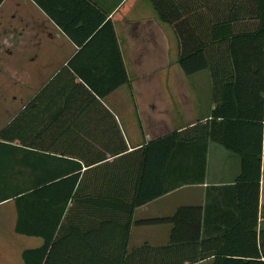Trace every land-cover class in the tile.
Returning <instances> with one entry per match:
<instances>
[{"label":"crops","instance_id":"crops-1","mask_svg":"<svg viewBox=\"0 0 264 264\" xmlns=\"http://www.w3.org/2000/svg\"><path fill=\"white\" fill-rule=\"evenodd\" d=\"M91 1L112 23L128 82L102 97L83 83L72 89L68 104L63 103L68 90L59 104L35 103L29 143H0V187L33 190L65 180L64 195L55 201L64 206L59 224L40 215L32 222L43 235L61 227L59 237L70 251L99 254L103 259L96 264H116L115 254L122 251L128 254L124 264H264V74L259 73L264 47L258 36L263 0L177 1L178 11L192 10L195 16L184 43L207 46L205 58L193 61L198 71L190 75L178 64L180 35L159 20L149 0ZM11 12L16 14L9 17ZM2 28L0 70L20 69L25 79L18 80L22 94L18 90L11 106L0 109V131L78 52L31 0H3ZM110 46L98 38L75 63L101 91L119 78ZM259 95L257 182L254 158L244 174L239 147L255 155ZM216 108L228 116L214 117ZM222 124L231 128L232 145L222 141ZM173 133L180 139L164 166L165 193L133 210L125 246L122 227L136 185L137 150ZM74 174L79 178L73 187ZM6 205L12 216L0 215V264H24L22 253L40 248L44 239L16 233L15 203H0ZM143 247L166 252L134 255Z\"/></svg>","mask_w":264,"mask_h":264},{"label":"trees","instance_id":"trees-1","mask_svg":"<svg viewBox=\"0 0 264 264\" xmlns=\"http://www.w3.org/2000/svg\"><path fill=\"white\" fill-rule=\"evenodd\" d=\"M3 0H0V4ZM47 17L48 19L78 48L76 55L68 62V67L62 68L56 76L33 98L25 109L19 113L14 119L6 125L0 131V143L1 142H15L23 146L28 144L26 140V134L31 133L33 128L30 126L33 123V114L37 105V102L47 101L48 103L59 104L58 97L64 96L66 90L69 91L65 100L66 104L71 99L72 92L77 88H82L83 83L89 87V89L100 97L107 95L120 85L128 82L123 62L120 58L118 45L116 42L114 30L111 21L108 19L106 13H104L97 5L91 0H31ZM155 8L157 16L160 21L168 23L174 27V30L180 35L179 41V58L178 64L182 71L186 75H190L195 71H198V66H193V61L200 57L205 58V44L188 45L184 43L186 36L191 35V28L187 27L191 25L192 20L195 18L192 10L178 11V0H149ZM264 2V0H263ZM259 29L258 36L263 37L264 47V10L262 15L258 14ZM182 37V38H181ZM98 38H105L111 44L112 54H114L115 64L118 62L119 69L118 81H115L112 85L106 88L105 91H101L99 87L93 84L84 72H79L75 63L79 61L81 53L88 46H91ZM231 55L232 47H230ZM264 53V52H263ZM111 60V59H110ZM260 74H264V68ZM80 79L76 83V79ZM70 88V90H69ZM263 84H261V90ZM73 89V91H72ZM63 93V94H62ZM259 97V114L258 117H253L257 122V148L255 155L249 154L247 146H240L239 151L243 155V172L245 174V168L247 167L251 158H254L257 169V182L260 174V158H261V134H262V97ZM63 108V105H61ZM227 111V110H226ZM212 114L214 117L219 115L226 117L224 108L215 109ZM215 122L212 123L210 133L213 135V128ZM204 129L207 132V126L198 125V127ZM224 131L223 142L226 145H232L229 143V134L231 128L229 125L222 124ZM52 130L54 126H51ZM25 135V136H24ZM213 137V136H212ZM180 138L178 133H173L163 138L156 139L149 142L139 150H137V167L135 170L136 185L133 190V197L127 210V220L122 227L124 231V245L126 246L127 234L131 223V216L133 210L146 204L158 197H161L165 190L161 185L162 174L164 173V166L167 158L174 149L177 141ZM31 145L32 142L30 143ZM29 144V145H30ZM79 178V174H74L69 180L73 182V187ZM65 180H59L55 183H47V186L37 189H15V188H1L0 187V203L12 199L15 203L17 212V222L15 231L18 234L27 236H42L44 244L37 249L26 250L22 253L21 257L24 264H96L102 261L103 258L99 254L95 253H80L72 252L71 247L65 245V239L59 237V231L61 229L57 226L50 227V234L43 235L39 228H35L34 222H32L33 215H40L41 220H46L49 216L56 218V224L58 225L63 214L64 206H56L55 201L63 197V190H60V185ZM59 188V189H58ZM54 190H57L55 192ZM58 191H62L60 194ZM71 192H66L68 198ZM44 223V222H43ZM45 228L49 227V222L44 223ZM60 226V225H59ZM57 231V232H56ZM61 232V231H60ZM56 233V235L54 234ZM193 242L181 244L192 245ZM172 248V246L168 247ZM150 251L153 254H159L164 256V249H154L149 247H143L135 250V254L139 257V254L147 256L145 251ZM162 254V255H161ZM126 251H122L120 254H115L114 261L116 264H124L125 259L128 257ZM133 255H129L131 257ZM196 261V260H193ZM182 264V263H179Z\"/></svg>","mask_w":264,"mask_h":264},{"label":"rangeland","instance_id":"rangeland-1","mask_svg":"<svg viewBox=\"0 0 264 264\" xmlns=\"http://www.w3.org/2000/svg\"><path fill=\"white\" fill-rule=\"evenodd\" d=\"M15 14H16V12H11L9 17H11V15H15ZM2 32H3V28L0 29V37L2 35ZM2 50H3V46L0 45V56L2 55L1 54ZM18 61L21 63L20 60H18ZM28 64L30 65L29 62L27 63V65ZM0 66H1V59H0ZM18 68H21V65H19ZM23 69H24V65H23ZM4 70L5 69H2L3 72L0 70V109L2 107H5L7 104L10 105V102H12V100L14 98H16V92L18 90H19L20 95L22 94V90L24 91V87L21 86V82L18 83V80L25 79V77L22 78V73L24 74V71H21L20 69L18 70L16 68L13 71V73L10 74L9 72H6ZM17 70H18V73H17ZM28 70H29V68H28ZM18 76H19V78H18ZM158 79L160 80L161 78L159 77ZM158 97H160V95H158ZM8 208H9V205L0 207V215H2V217L4 219L5 214L7 212L6 216L8 215L9 216V220H10V216H12V213L11 214L8 213ZM0 228H1V224H0ZM3 229H4V226H3Z\"/></svg>","mask_w":264,"mask_h":264}]
</instances>
